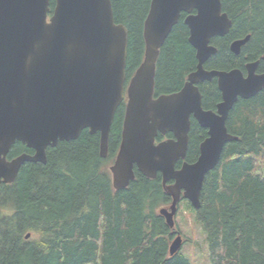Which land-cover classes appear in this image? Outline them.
Here are the masks:
<instances>
[{"label": "water", "instance_id": "obj_1", "mask_svg": "<svg viewBox=\"0 0 264 264\" xmlns=\"http://www.w3.org/2000/svg\"><path fill=\"white\" fill-rule=\"evenodd\" d=\"M181 13L196 67L179 90L154 97L159 51ZM231 25L221 0H149L143 57L125 87L128 30L115 21L111 0H0V183L13 182L24 162L45 163L47 147L74 140L84 129L99 133V154L106 157L114 116L126 95L111 183L114 189L127 187L134 168L148 178L159 173L171 202L158 213L174 228L180 198L199 208L206 174L224 145L237 139L226 127L233 104L264 92L259 59L247 62L245 72L204 68L217 50L211 39L225 36ZM248 40L249 35L233 40L231 52L238 55ZM212 78L221 94L215 110L202 107L198 87ZM191 117L206 136L197 158L187 162ZM167 133L172 137L156 141ZM16 142L32 153L8 159ZM181 244L178 233L169 254Z\"/></svg>", "mask_w": 264, "mask_h": 264}, {"label": "trees", "instance_id": "obj_2", "mask_svg": "<svg viewBox=\"0 0 264 264\" xmlns=\"http://www.w3.org/2000/svg\"><path fill=\"white\" fill-rule=\"evenodd\" d=\"M131 1L111 0L115 21L128 30L126 82L144 51L143 23L140 28ZM144 2L149 6V0H136ZM221 4L232 25L225 36L211 39L217 50L204 68L244 70L245 62L259 59L257 72L264 71V0ZM184 16L160 48L154 96L179 90L196 67ZM246 35L249 40L235 55L230 42ZM198 87L202 107L215 110L221 100L215 78ZM123 113L121 103L105 158L99 154V133L84 129L74 140L47 147L45 163L24 162L13 182L0 184V264H191L181 251L169 254L173 230L156 210L169 202L159 173L148 178L134 168L127 187L113 188L108 167L120 143ZM226 127L237 139L224 145L218 164L206 174L199 208L187 201L185 208L202 227L209 264H264V92L239 98ZM205 136L191 117L187 162L197 158ZM24 152L32 150L16 142L7 158Z\"/></svg>", "mask_w": 264, "mask_h": 264}, {"label": "rangeland", "instance_id": "obj_3", "mask_svg": "<svg viewBox=\"0 0 264 264\" xmlns=\"http://www.w3.org/2000/svg\"><path fill=\"white\" fill-rule=\"evenodd\" d=\"M130 5L134 6L138 26L142 28V23L148 9L147 2L136 4V0H132ZM185 207V201H180L174 217L177 229L184 239L180 251L189 259L191 264H209L207 259V246L204 241L205 234L200 223L195 220L194 213Z\"/></svg>", "mask_w": 264, "mask_h": 264}, {"label": "flooded vegetation", "instance_id": "obj_4", "mask_svg": "<svg viewBox=\"0 0 264 264\" xmlns=\"http://www.w3.org/2000/svg\"><path fill=\"white\" fill-rule=\"evenodd\" d=\"M235 40V39H234ZM233 41V40H232ZM231 41V42H232ZM230 42V43H231ZM230 47V46H229ZM242 48V47H241ZM247 62H245V64H246ZM245 64H244V67H245ZM243 71H245V69L243 70ZM127 85V84H126ZM180 89V88H179ZM206 130V129H205ZM171 135V134H170ZM171 137H172V135H171ZM167 138H170V136H168V134H166L165 136H163V139H167ZM160 140H162V137L160 138V139H158L157 141H160ZM1 183H3V182H1ZM0 183V184H1ZM161 183H162V181H161ZM167 183H172V181L170 180V181H168ZM168 196V201L169 202H167L163 207H166V206H168L169 204H170V202H171V198H170V196L169 195H167ZM162 207V205L158 208V209H160ZM177 229V228H176ZM178 232H180L179 230H173L172 232H171V238H170V241L169 242H172V240L174 239V237L176 236V234L178 233Z\"/></svg>", "mask_w": 264, "mask_h": 264}, {"label": "bare ground", "instance_id": "obj_5", "mask_svg": "<svg viewBox=\"0 0 264 264\" xmlns=\"http://www.w3.org/2000/svg\"><path fill=\"white\" fill-rule=\"evenodd\" d=\"M29 234V233H28Z\"/></svg>", "mask_w": 264, "mask_h": 264}]
</instances>
